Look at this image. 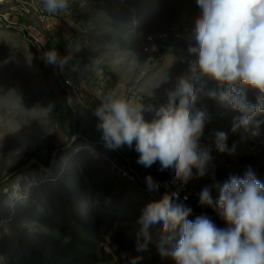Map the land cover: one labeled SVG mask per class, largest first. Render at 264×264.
Wrapping results in <instances>:
<instances>
[{"label": "rangeland", "instance_id": "rangeland-1", "mask_svg": "<svg viewBox=\"0 0 264 264\" xmlns=\"http://www.w3.org/2000/svg\"><path fill=\"white\" fill-rule=\"evenodd\" d=\"M41 7L42 0H0V264H175L159 254L170 246L162 223L150 226L147 237L138 223L143 209L161 199L141 177L146 167L137 163L139 154L126 145L106 149L99 121L75 117L57 67L44 55L55 50L69 58L62 69L76 73L69 77L87 102L115 91L158 106L193 57L174 37L154 43L143 37L194 25L201 14L196 0H70L45 21ZM246 94L256 102L257 90L246 87ZM199 105L217 118L212 133H227L228 146L235 145L230 158L216 151L213 179L205 183L219 196L217 185L251 167L264 184V123L258 135L232 133L238 113L207 97ZM257 121L264 113L252 128ZM207 217L228 227L219 216Z\"/></svg>", "mask_w": 264, "mask_h": 264}, {"label": "clouds", "instance_id": "clouds-1", "mask_svg": "<svg viewBox=\"0 0 264 264\" xmlns=\"http://www.w3.org/2000/svg\"><path fill=\"white\" fill-rule=\"evenodd\" d=\"M201 14L196 18L188 53L193 57L188 72L177 78L167 91V100L158 106L134 104L123 94L109 91L95 109L97 128L104 147L109 150L133 147L137 163L149 168L159 161L161 169H172L175 179L187 183L197 169L206 174L211 159L200 145L209 113L198 104L202 97L217 101L236 113L231 132L251 130L258 135L264 121L254 118L264 113V0H196ZM70 0H42L48 14L68 9ZM68 57L55 50L44 55L47 64L61 69ZM209 82L214 87H207ZM246 87L257 90L256 102L247 98ZM152 114L146 120L144 113ZM215 147L221 153L235 154V145L227 144L228 135L216 131ZM148 191L159 184L151 175L145 177ZM213 200L205 187L199 204L213 208L228 227L218 228L206 215L190 220L192 209L174 202L168 195L150 202L138 219L147 237L152 225L162 223L167 234L159 248L161 257L175 264H264V184L251 167L242 175L232 174Z\"/></svg>", "mask_w": 264, "mask_h": 264}, {"label": "built area", "instance_id": "built-area-1", "mask_svg": "<svg viewBox=\"0 0 264 264\" xmlns=\"http://www.w3.org/2000/svg\"><path fill=\"white\" fill-rule=\"evenodd\" d=\"M188 40H194L191 37V34L189 38H187V45H186L187 47H188ZM179 42L180 39H178V43ZM160 48H162V45H160ZM56 67H57L56 70L58 73L57 75L59 78L61 89H66V82H71V77H66L65 71L58 66ZM67 103L76 118L79 119L82 116V117H92L98 120V118L95 116L96 108H94V101L83 102V105H75L73 102V95L71 94L70 91H68ZM212 118H216L214 117V114H212ZM219 119L224 120L223 118H219ZM205 126H212V121H208ZM201 138H208V135L203 134ZM158 162L159 161L154 163V165L149 167V169L146 168V170L141 173V177H143L144 182H145V177L151 175L154 181H156L159 184V190L153 193H156L161 198L165 195L170 196L174 202H180L186 205L187 207H190L194 215L219 216L217 213L212 212L206 206L204 207L200 206L199 181H193V176H192V178L189 179L187 183H184L181 180L175 179V173H168V169L167 172H159ZM193 174H197V173H193ZM202 178H212V177H205L204 175L201 177V179ZM190 185L193 186L195 185V186L193 189H190Z\"/></svg>", "mask_w": 264, "mask_h": 264}, {"label": "bare ground", "instance_id": "bare-ground-1", "mask_svg": "<svg viewBox=\"0 0 264 264\" xmlns=\"http://www.w3.org/2000/svg\"><path fill=\"white\" fill-rule=\"evenodd\" d=\"M41 15L43 16L44 19L42 20H48V18H50L52 16V14H48L44 11L43 7H41L40 9ZM42 18V17H40ZM189 28L185 30V28L182 29H175L172 32H170V34H168L167 32L163 33L161 35V37L159 38L158 34H147L148 37L145 36L143 37V40L146 43H149V41H151L152 43L157 42L159 40L165 39L167 40L170 37H174V41H178V39H180V42H186L187 43V38H189L191 31L194 27V25L188 26ZM166 31V30H165ZM175 41V42H176ZM194 40H188V45L189 43H192ZM150 42V43H151ZM194 43V42H193ZM80 84L76 81H72L71 82H66V91H70L71 94L73 95V101L77 104V105H83V102H87L84 99V94L82 92H80L81 88L79 87ZM133 88V87H132ZM83 90V89H82ZM84 92V91H83ZM101 103H96L94 102V108H97ZM204 135H208V138H201L200 139V145L203 149H206L209 154L212 153L214 150H216L215 147V142H214V136L210 134V126H205L204 129ZM158 171L159 172H167V169H161V165H158ZM168 173H175L174 170L172 169H168ZM193 173H197V169L195 171H193ZM211 163L210 160L207 163L206 166V174L205 177H211ZM199 176L198 174H193V180L196 179V177ZM201 177V176H200ZM203 180L199 182V192H201L205 187L209 188L211 191V195L213 197V200H217L219 196H217L214 193V187L212 186V184H207L205 183L207 180H209L210 178H202ZM210 183V182H209ZM213 211H215L213 208H211Z\"/></svg>", "mask_w": 264, "mask_h": 264}, {"label": "crops", "instance_id": "crops-1", "mask_svg": "<svg viewBox=\"0 0 264 264\" xmlns=\"http://www.w3.org/2000/svg\"><path fill=\"white\" fill-rule=\"evenodd\" d=\"M168 27H170V26L160 27L159 29L168 28ZM157 29H158V28H157ZM153 31H154V30H153ZM135 36H136V35H135ZM173 43L176 45L175 42H173ZM176 46H177V45H176ZM180 49H181V48H180ZM181 50H182L183 52H188L187 49H181ZM138 52H139V51H138ZM165 56H166V55H165ZM66 77H69V76H66ZM76 82H77V81H76ZM126 92H127V90H126ZM127 96H129L130 98L132 97V96H130V95H127ZM130 98H129V101L132 102L133 99H130ZM100 100H101V99H100ZM100 100H99V101H100ZM153 100H154V99H153ZM137 102H140L141 104L147 106V103H151V100H149V101H142L140 98H137V100L135 101L134 104H136ZM156 102H157V101H156ZM165 102H166V101H165ZM96 103H97V102H96ZM157 104H158V103H157ZM76 105H77V104H76ZM199 106H200V105L198 104V107H199ZM201 106L204 107L205 105H201ZM144 115H146V117H145L146 120H150V119L152 118V114L149 113V112H145ZM209 116H210V115H209ZM216 119H217V118H216ZM214 120H215V119H214V118H211V116H210V120H209V121L215 122L216 120H215V121H214ZM215 127H217V125H215V124H213V123H212V126H210V134L213 135V136H214V134L212 133V131H213V130H216ZM214 128H215V129H214ZM214 138H215V136H214ZM216 151H217V149L214 150L212 153H210V157H211L210 162L212 161V159H214V155H215ZM228 155H229V154H228ZM228 155H226V157H227V158H230L231 155H229V156H228ZM123 156H124V155H123ZM124 157H125V156H124ZM224 157H225V156H223V154L220 153V155H219V159H220V160H223ZM125 158L128 159L127 157H125ZM195 170H196V169L194 168L193 171H195ZM211 173H212V170H211ZM211 177H212V178H210V179H213V176H211ZM196 179H200V181L203 180V179H201L200 176H197ZM210 179H209V180H210ZM220 183H221V181H220Z\"/></svg>", "mask_w": 264, "mask_h": 264}, {"label": "trees", "instance_id": "trees-1", "mask_svg": "<svg viewBox=\"0 0 264 264\" xmlns=\"http://www.w3.org/2000/svg\"><path fill=\"white\" fill-rule=\"evenodd\" d=\"M199 14H197L196 16H198ZM153 31V30H152ZM151 32V31H150ZM177 46L179 47V48H181V49H188V47L183 43V42H179L178 44H177ZM102 68H104L105 69V66H103L102 65ZM108 74L110 75V77H111V79H113L114 80V76L108 71ZM67 75L68 76H71V77H75V75H76V73H70V72H68L67 73ZM116 84V82L115 81H113L112 82V85H115ZM63 92H64V94H67V92L65 91V90H63ZM95 101H98V100H95ZM74 102V101H73ZM102 101H99V103H101ZM157 103H159L158 101H157ZM165 103V102H164ZM74 104L76 105V103L74 102ZM211 104V103H210ZM213 106V105H212ZM68 108H69V106H68ZM70 109V108H69ZM70 111H71V109H70ZM215 121V120H214ZM213 124H214V122H212ZM77 126H78V128H79V123H77ZM79 130V129H78ZM120 152V154H122V155H124V153H123V151H119ZM125 157H126V155H124ZM251 159V155H249V156H244V157H242L241 159H240V162L241 163H243V162H247L248 160H250ZM160 163L158 162V165H159ZM131 166L133 167V168H135L136 169V165H134L132 162H131ZM228 176V175H227ZM222 178H224V180H225V175H223V176H221L219 179L221 180ZM209 209V208H208Z\"/></svg>", "mask_w": 264, "mask_h": 264}]
</instances>
